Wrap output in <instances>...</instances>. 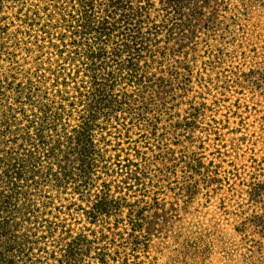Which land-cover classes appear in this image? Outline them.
I'll use <instances>...</instances> for the list:
<instances>
[{
	"label": "trees",
	"instance_id": "1",
	"mask_svg": "<svg viewBox=\"0 0 264 264\" xmlns=\"http://www.w3.org/2000/svg\"><path fill=\"white\" fill-rule=\"evenodd\" d=\"M192 3L0 0V264H145L157 234L171 242L169 264L234 261L228 244L201 258L198 239L180 240L159 196L164 188L176 191L185 197L180 210L191 215L195 193L162 179L158 167L160 174L152 175L163 150L155 143L152 106L159 113L168 93L184 90L179 69L186 70L182 83H190L191 65L168 64L186 53L197 21L208 26ZM181 162L194 169L183 153L169 172ZM233 176L229 188L243 195L240 175ZM211 182L217 198L223 186L217 171ZM249 186L251 207L256 184ZM21 202L35 217L24 235ZM215 214L231 213L221 208ZM263 218L247 208L233 230L255 221L264 232ZM243 232V262L255 264L264 237L254 243ZM256 263L264 264V256Z\"/></svg>",
	"mask_w": 264,
	"mask_h": 264
},
{
	"label": "rangeland",
	"instance_id": "2",
	"mask_svg": "<svg viewBox=\"0 0 264 264\" xmlns=\"http://www.w3.org/2000/svg\"><path fill=\"white\" fill-rule=\"evenodd\" d=\"M192 5L202 9L208 26L197 21L191 28L194 34L187 41L186 53L168 64L169 67L191 65L190 83H182L186 70L179 69V87L184 90L178 88L168 93L159 113L152 106L157 120L151 119L158 126L159 135L155 143L158 140L163 148L162 157L152 166V175L160 174L155 172L158 167L163 171L162 179L195 193L189 208L191 215L180 210L186 206L185 197L176 196V191L164 188L159 196L161 204L172 211L175 217L172 222L180 227L181 241L189 237L198 239L201 258L211 253L213 246L218 252L228 244L230 251H234L231 264H246L242 256L247 248H241L244 229L249 233L247 238L254 243L260 241V236L264 237L262 224L255 221H248L236 233L233 230L236 215L245 209L264 214V0H193ZM162 77L168 78L167 74ZM197 112L201 114L191 119V114ZM190 119L194 124L188 132ZM243 138L247 140L245 143L240 141ZM183 153L193 160L194 169L181 162L175 173H170ZM169 159L175 162L170 163ZM151 161H156L154 155ZM216 171L223 179L217 198L213 194L217 187L214 182L211 184ZM233 174L240 175L236 179L237 184L240 181L243 184V195L229 188L235 183ZM251 183L256 186L254 204L249 207L247 192L251 191ZM165 186L168 187L166 182ZM148 190L153 193L155 189L149 186ZM219 197L224 199L223 203L218 201ZM33 205L35 207V202ZM20 206L19 221H23L20 234L24 235L35 227V217L27 213V204L24 209L23 202ZM177 207L180 213L174 212ZM221 208L231 214L216 215ZM261 222L264 223V218ZM214 229L219 231L209 234V230ZM151 239L148 257L144 259L141 255V260L144 259L145 264H169L170 251L166 247L171 242L167 235L157 234ZM255 253L254 263L257 264L256 259H261L264 251ZM171 264L179 263L171 261Z\"/></svg>",
	"mask_w": 264,
	"mask_h": 264
}]
</instances>
